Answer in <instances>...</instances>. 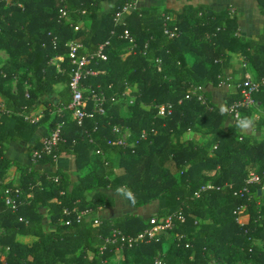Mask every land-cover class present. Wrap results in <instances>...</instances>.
<instances>
[{
    "label": "trees",
    "instance_id": "trees-1",
    "mask_svg": "<svg viewBox=\"0 0 264 264\" xmlns=\"http://www.w3.org/2000/svg\"><path fill=\"white\" fill-rule=\"evenodd\" d=\"M127 3L133 0H0V49L8 54L0 66V264H111L118 251L125 264H154L156 258L163 264H234L238 258L264 264V138L240 135L235 125L223 130L226 108L213 104L206 92L192 93L206 83L235 82L227 72L229 53L250 59L251 47L262 66L257 79L264 78V33L246 40L237 33L236 16L202 3H186L178 11L133 7L116 20ZM258 3L264 13V0ZM61 8L65 14L59 17ZM69 41L81 44L79 56L100 46L104 54L89 61L96 73L83 85L85 95L104 94L105 112L82 125L67 108L73 68ZM58 56L62 60L56 63ZM22 67L30 74L12 92L5 83ZM58 82L65 84L61 110L52 113L48 107L41 119H26L31 103L52 93ZM239 96V91L230 96L226 107ZM254 99L255 105L241 109L245 118L258 101L264 110V85ZM58 123L61 139L38 161L55 169L38 173L31 161L16 163L19 183L2 185L10 164L5 144L28 140L41 124L51 130ZM114 126L128 128L135 143L120 142ZM188 130H202L207 141L185 138ZM41 142L28 147L29 158ZM97 150L102 159L91 156ZM60 153L73 155L78 180L71 188L66 173L55 167ZM250 171L259 182H247ZM5 186L13 194L15 188L21 191L14 210L4 204ZM243 187L248 190L239 194ZM102 188L124 193L135 206L157 201L158 211L148 217L129 212L97 217L95 212L114 203ZM41 206L48 207V228ZM243 206L248 221L240 223ZM177 212L184 220H175L156 240L131 246L120 238L106 241L113 230L136 235L150 225V217ZM176 233L182 234L180 241Z\"/></svg>",
    "mask_w": 264,
    "mask_h": 264
},
{
    "label": "crops",
    "instance_id": "crops-1",
    "mask_svg": "<svg viewBox=\"0 0 264 264\" xmlns=\"http://www.w3.org/2000/svg\"><path fill=\"white\" fill-rule=\"evenodd\" d=\"M186 3L192 4H206L210 9L214 11L228 10L229 15L237 17L238 23V35L243 37L249 41H256L259 35L264 33V13L259 6L258 0H133V6L129 8L126 12L131 11L133 7H141V6H159L161 8H168L175 11H178L182 8V6ZM124 13V12H123ZM122 13L120 14L119 20L122 18ZM77 41H69V43ZM80 44V43H79ZM257 52L255 47L250 48L251 58H247L245 55L240 54L239 52H231L229 53L230 57V68L227 72H232L231 77L235 82L231 83H223L219 85H213L211 83H206L202 86V91L206 92L209 96L210 101L219 107L222 110H225L227 105V100L230 96L235 95L239 89L238 84L241 80L245 78L257 79L258 69H261V64L257 61ZM8 58V54L5 50L0 49V66L6 61ZM53 61L59 63L61 59L58 57L53 58ZM258 67V68H257ZM30 73L24 68H20L16 71V75L12 80L5 83V86H10L12 92L17 91L18 81L24 75H29ZM239 79V80H238ZM237 80V81H236ZM64 82H58L54 86V91L50 94H40L36 100L31 103V109L27 113L28 117L35 119V121L41 119L43 113L46 109L50 108V111L53 113L52 108H56L58 111L61 110V106L59 104L60 95L59 92L64 87ZM29 84L24 82L23 88L27 89ZM130 90H126L129 92ZM45 101V102H44ZM46 101L48 103H46ZM258 107L252 110L248 117H244V113H240L238 118H234L232 116L227 115L224 124L223 130H227L230 126H237V132L240 135L248 136L252 139H261L264 138V110L260 106V102L257 103ZM72 118V115H71ZM115 131L117 133V137L119 138V134L124 132L126 135L128 128L121 129L117 127ZM50 131V128L41 124L37 127L34 134L28 139H17L12 140L5 144L4 152L5 156L10 160V164L7 167V174L4 177L1 184H18L20 181V170H18L16 163L21 165L30 164V158L28 154V147L32 146L36 140H42L43 137ZM192 131V132H191ZM188 130L184 137L188 139H192L199 143H205L208 139V134L203 132L202 130ZM120 132V133H119ZM119 133V134H118ZM192 133V134H191ZM119 141L122 142L119 138ZM125 143V142H122ZM127 144V143H126ZM130 145V144H129ZM212 151V150H210ZM96 154L101 153H91V156H96ZM212 154V152H209ZM87 156L86 154H84ZM89 156V155H88ZM103 155L101 154V159ZM57 165L60 167L62 171L66 173L69 180V188L73 186V184L78 180V172L75 169L73 155L64 153H60L57 157ZM35 168L39 172L44 171H52L55 168L49 166L45 162H37L34 163ZM10 186H5L4 190H8ZM103 191L113 198V204L100 208L97 212L94 213L97 217L102 218H112L118 215H121L125 212L139 214L144 217H148L150 215L155 214L158 211V202L152 201L145 205L135 206L131 204L127 195L120 191H116L110 188H102ZM29 195V194H28ZM41 213L44 214L43 223L48 228V219H47V211L48 207L41 206L39 207ZM167 239H169L168 234L165 235ZM19 239L27 241L32 239L30 236H19ZM26 239V240H25Z\"/></svg>",
    "mask_w": 264,
    "mask_h": 264
},
{
    "label": "built area",
    "instance_id": "built-area-1",
    "mask_svg": "<svg viewBox=\"0 0 264 264\" xmlns=\"http://www.w3.org/2000/svg\"><path fill=\"white\" fill-rule=\"evenodd\" d=\"M133 6V3H127L124 5L121 12L118 13L116 20H119L120 14L127 11L129 8ZM65 14L64 9H59V17H62ZM77 27L75 26V29ZM173 32H169V35H172ZM127 37V34H124ZM68 56L70 58L71 63L73 64V68L71 70L70 78H69V90H70V102L67 105V108L70 109L72 119L78 125H82L85 119L93 118L95 114H103L105 112L104 103L105 96L102 92H91L90 94L85 95L86 88L83 85V80L87 77V75H93L96 73L95 70L89 67V61L94 56H99L104 58V54L101 51V46L94 54H90L89 56H79L77 54V49L81 47V44L72 42L68 43ZM59 59L62 60V56H59ZM264 85V78L260 79H250L245 78L241 83H239L238 89L240 96L238 99L233 100L227 107L226 111L229 116L234 118H238L241 113L242 108H248L255 105L254 94L259 91L261 86ZM196 91H202V86L194 87L192 89V93ZM197 98L201 101H204V96L202 94H198ZM89 100L93 101V107L89 109L88 103ZM163 107H160L159 113H163ZM26 119L34 122L35 119L26 116ZM113 130H117L114 126ZM61 124L58 123L56 127L52 128L42 139L41 146L39 148L33 149L30 154V161L32 163H37L40 159L43 158L44 155L51 154L58 141L61 139ZM97 153L100 150L96 151ZM260 181V177L254 171H250L248 174V183H257ZM264 189V183L262 185ZM248 190L247 187H243L239 190V194L246 192ZM21 193L18 188H15L14 194L10 192V189L6 190V194L3 196L4 204L9 206L11 209H16L17 207V197ZM236 193V192H235ZM184 220V216L181 213L170 214L167 216H152L149 219L150 225L146 227L141 232L136 235L125 236L120 234L119 231L113 230L110 237L106 238L108 242H114L117 238L122 240V244H126L127 246H131L136 242H145L152 239H158L162 234L166 233L168 230L172 229L175 225V220ZM96 221V220H95ZM178 241L183 237L182 234H175ZM188 245V244H186ZM154 264H163L161 258H156Z\"/></svg>",
    "mask_w": 264,
    "mask_h": 264
},
{
    "label": "rangeland",
    "instance_id": "rangeland-1",
    "mask_svg": "<svg viewBox=\"0 0 264 264\" xmlns=\"http://www.w3.org/2000/svg\"><path fill=\"white\" fill-rule=\"evenodd\" d=\"M130 90V89H128ZM129 93V92H127ZM123 111H127V108L122 109ZM116 127V126H115ZM118 127V126H117ZM191 131V130H190ZM192 132V131H191ZM120 133V132H119ZM118 133V134H119ZM192 134V133H191ZM133 137V133L131 131H128V133L125 135L124 132L119 134V138L122 142H125L127 144L133 145L135 143V140ZM213 150V149H212ZM212 152V151H209ZM252 170V169H251ZM207 185H212L211 182H208ZM6 194V191L3 193V195ZM245 206L241 208V210L238 212L237 221L240 223H245L248 221V214L246 213ZM155 215V214H154ZM26 240V239H25ZM31 239L27 240L30 241ZM1 251V250H0ZM213 261V260H212ZM109 262L111 264H125L121 260V252L118 251L116 255H114L111 259H109ZM214 262V261H213ZM234 264H254L252 260H245L244 258H238L235 260Z\"/></svg>",
    "mask_w": 264,
    "mask_h": 264
}]
</instances>
